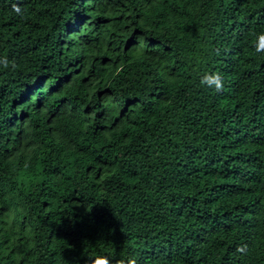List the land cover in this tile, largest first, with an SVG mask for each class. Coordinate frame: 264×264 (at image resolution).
I'll list each match as a JSON object with an SVG mask.
<instances>
[{"label": "trees", "instance_id": "trees-1", "mask_svg": "<svg viewBox=\"0 0 264 264\" xmlns=\"http://www.w3.org/2000/svg\"><path fill=\"white\" fill-rule=\"evenodd\" d=\"M261 32L264 0H0V264H264Z\"/></svg>", "mask_w": 264, "mask_h": 264}, {"label": "clouds", "instance_id": "clouds-1", "mask_svg": "<svg viewBox=\"0 0 264 264\" xmlns=\"http://www.w3.org/2000/svg\"><path fill=\"white\" fill-rule=\"evenodd\" d=\"M13 10L18 15H23L20 8L17 5H13ZM257 40L259 41L253 43V47L257 53L264 52V32L257 34ZM0 63H3V66L7 68L9 66V62L0 61ZM12 67H15L14 63L12 64ZM200 83L204 86H207L209 88H212L216 91H220L223 89V77L219 73H206L203 76H201ZM91 264H112V261L107 257H97L94 259ZM128 264H136L135 259H130L128 261Z\"/></svg>", "mask_w": 264, "mask_h": 264}]
</instances>
